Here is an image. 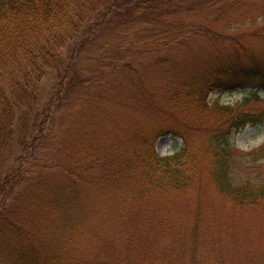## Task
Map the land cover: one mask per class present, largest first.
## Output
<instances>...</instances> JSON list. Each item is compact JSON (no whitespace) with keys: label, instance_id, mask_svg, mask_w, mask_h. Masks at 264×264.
Listing matches in <instances>:
<instances>
[{"label":"trees","instance_id":"16d2710c","mask_svg":"<svg viewBox=\"0 0 264 264\" xmlns=\"http://www.w3.org/2000/svg\"><path fill=\"white\" fill-rule=\"evenodd\" d=\"M219 1L0 0V264H82L75 260L77 256L85 257L86 264H132L125 255L128 258L143 236L161 237L167 233H177L173 236L183 242V249L193 247L194 253L201 246L200 227L204 226L201 217L194 227L178 223L179 220L170 215L171 198L168 197L195 189L201 167L219 195L241 206L264 203V179L255 182L234 179L232 154L235 149L228 141L232 131L239 132L248 125L264 121V111L249 109L251 103L264 100L258 94V90H264V74L256 69L241 77L229 61L219 64L217 71L208 70L197 79L185 81L181 89H170L163 95L166 104L174 102L181 117L202 120L213 110L224 116L211 132L208 154L194 153L193 143L187 138L185 144L169 156L157 152L156 138L135 137L136 144L132 147L107 142L98 120H91L88 124L94 126L93 131L75 145L77 160L59 166L66 174L60 172L53 180L55 185L48 189V173H42L41 167H37L42 166L40 151L48 132L43 120L46 113H51L48 118H52L53 106L72 103L71 100L84 102L79 93L91 84L85 86L84 81L78 84L79 76L73 75L80 73L72 62L76 60L75 55L82 53L79 49L82 44L69 45L72 40L86 41L79 40L83 38L84 26L90 29V38L99 36L106 27L119 29L113 40L120 42L118 52L111 55L104 45L101 47L103 55L99 57L103 62L110 60L112 70L125 79V87L113 94L119 99L115 103L154 106L155 93L149 92L146 77L139 76V86L132 83L136 67L131 54L138 53L141 47L148 48L157 42L155 39L167 41L162 36L174 34L172 21L163 19L162 15L202 13ZM53 76L56 77L52 86L44 82ZM133 86L139 88V94L131 91ZM242 86L252 91L233 105L217 101L210 104L203 97L215 89L225 93ZM88 90L93 100L109 101L100 92L92 93V85ZM40 98L46 100L43 109L38 107ZM83 104L89 108L92 105ZM101 145L113 148L118 145L117 151L121 149L124 153L109 160L106 149L98 148ZM66 181H71L73 187L107 182L103 187L94 184L92 189L107 205L110 221L127 226L129 232L125 233H130V248L118 249L117 244L112 243L101 250L100 256L87 250L88 244L94 247L89 234L103 226L104 216L92 213L90 222L85 225L87 229L80 231L75 215L84 196L78 198L80 189H67ZM154 196L163 199L153 207L150 201ZM143 212L145 217L142 218ZM178 228H183L182 232L179 233ZM148 248L147 254L154 245ZM106 250L114 252L119 259L102 257L101 253ZM122 252L124 259L120 258ZM163 252L167 255L169 249ZM87 256H91L88 263Z\"/></svg>","mask_w":264,"mask_h":264},{"label":"rangeland","instance_id":"374dc122","mask_svg":"<svg viewBox=\"0 0 264 264\" xmlns=\"http://www.w3.org/2000/svg\"><path fill=\"white\" fill-rule=\"evenodd\" d=\"M162 16L173 23L171 27L174 34L162 36L168 42L154 38L157 42L151 43L148 48L140 46L138 53L131 54V61L136 67L132 83L139 86V76L146 77L151 88L149 92L152 90L155 93L154 106H123L115 103L119 101L115 95L120 88L125 87V79L112 70L113 63L110 60L103 62L99 57L103 55L101 47L104 45L111 55L118 52L120 42L115 43L113 40L119 29L108 26L110 28L106 27L99 36L90 38V29L84 26L81 33L83 38L79 40L86 39L87 43L72 40L69 44H82L79 48L83 50L82 53L75 55L76 60L72 62L76 69L80 70V73H73L75 77L79 76L77 83L84 81L85 86L91 83L92 93L100 92L109 101L101 103L99 100H93L91 92H88L89 85L87 90L79 93L84 102L75 103V100H71L72 103L55 105L51 109L52 118H48L51 113H46L47 116L43 120L48 132L40 151L39 164L42 166L37 167H41L39 171L42 173H48V189L56 184V181H53L55 178L61 173L66 174L62 169L66 162L70 164L71 160H77L75 145L93 131L94 126L88 124L91 120H98V127L107 142L132 147L136 144L135 137L156 138L157 152L161 156H169L180 149L187 138L193 143L194 153L198 156L208 154L206 149L209 138H212L211 132L224 120V116L213 110L206 113L202 120L186 116L185 119L181 117V111L174 102L166 104L163 101L164 93L170 89H181L185 81L197 79L208 70L217 71L218 65L224 61L231 62L230 66L240 72L241 77L256 69L264 74V0H220L202 13L181 12ZM182 19L184 23H191L184 24ZM186 25L191 28L187 29ZM90 41L93 42L88 43ZM70 48L68 46L71 51ZM239 54L243 57L240 58ZM55 77H48L44 82L52 86L51 82ZM118 82L124 85H119ZM244 87H237L225 93L215 89L211 93H205L203 97L210 104L217 101L219 104L233 105L251 93V88ZM132 90L136 94L140 93L137 86H133ZM258 94L264 97V90H258ZM45 101L40 98L39 109H43ZM83 103L92 105L90 108L84 107ZM249 109L259 113L264 111V100L251 103ZM19 125L22 127V122ZM224 129L225 127L222 128ZM39 133L40 131L38 136ZM228 141L235 149L232 154L234 179L237 182L264 179V121L248 125L239 132L232 131ZM118 145H115V148L108 145L98 148L106 149V158L110 160L124 153L121 149L117 151ZM111 151L115 153L112 154ZM199 172L201 174L197 187L168 197L171 198L168 207H171L170 215L188 228L194 227L196 221H199V216L201 217L200 222L204 226L200 227V248L194 250V253L193 247L184 250L183 242L173 236L177 233H167L161 237L146 235L140 239L137 248L131 249L128 258L125 255L127 261L129 259L132 264H264V203L252 207L237 205L216 192L204 168H199ZM65 183L67 189L73 187L71 181ZM94 184L97 187L108 185L107 182ZM94 184L83 183L78 187L74 184L75 187L71 188V191L80 189L78 198L84 196L75 215L80 231L87 229L85 225L90 222L92 213L104 216L103 226L89 234L94 247L88 244L87 250L100 256L101 250L108 248L112 243L117 244L118 249L122 247L127 250V247L130 248V233H125L129 232L127 226L110 221L107 205L97 196L96 190L92 189ZM161 199L163 198L154 196L150 204L154 207ZM196 215L197 217H194ZM140 216L145 217V213ZM94 220L96 218L91 221L92 225ZM182 229L178 228L177 231L180 233ZM179 238L181 239L180 235ZM150 244L154 245V249L147 254ZM168 249L167 255L165 252L161 253ZM101 255L111 260L119 259L110 250L103 251ZM123 257L122 252L120 258ZM90 259L91 256H87V263ZM75 260L86 264L85 257L77 256Z\"/></svg>","mask_w":264,"mask_h":264}]
</instances>
